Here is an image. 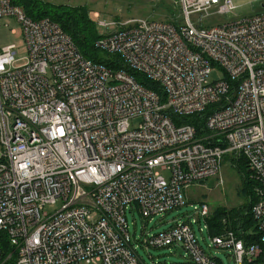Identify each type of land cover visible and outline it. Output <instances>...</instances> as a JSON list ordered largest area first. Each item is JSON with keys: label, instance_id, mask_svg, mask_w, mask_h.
Here are the masks:
<instances>
[{"label": "built area", "instance_id": "2783aa9c", "mask_svg": "<svg viewBox=\"0 0 264 264\" xmlns=\"http://www.w3.org/2000/svg\"><path fill=\"white\" fill-rule=\"evenodd\" d=\"M178 4V23L100 21L115 27L96 42L102 56L118 57L122 67L111 69L85 57L58 22L0 0V22L21 24L28 52L0 50V232L11 246L0 247V264H147L127 210L151 220L188 205L187 190L219 174L226 157L248 166L257 239L224 219L209 248L234 264H264V11L206 22L230 13L233 0ZM214 67L225 77L210 80ZM191 206L193 218L144 245L183 248L179 264H221L194 226L209 233L210 206Z\"/></svg>", "mask_w": 264, "mask_h": 264}, {"label": "rangeland", "instance_id": "374dc122", "mask_svg": "<svg viewBox=\"0 0 264 264\" xmlns=\"http://www.w3.org/2000/svg\"><path fill=\"white\" fill-rule=\"evenodd\" d=\"M55 6H69L77 10H86L96 23L99 35L113 31L114 26L104 27L100 21L111 22L113 19L123 20L129 18H148L151 20H161L177 22L181 19L179 9V0H38ZM235 8L224 16L214 15L206 22H229L249 17L257 12L264 11V0H233ZM95 13L99 17H95ZM196 20L197 16H192ZM15 30V32H13ZM14 44L17 50V58L27 55V46L22 31L21 24L10 16L3 17L0 22V50L4 47ZM26 60L21 59L18 64ZM225 75L218 67H214L210 75V80L224 78ZM141 80V78L139 79ZM228 158H225L219 174L210 178L206 182L195 184L187 190L188 205L174 210L165 215L154 216L153 219H145L138 210H127V220L129 231L134 241L135 248L147 264H179L185 262L186 252L181 247L170 246L164 248L146 247L144 240L146 236L153 235L159 231L169 228L174 223L186 221L188 216L193 218V206L207 202L212 212L219 209L232 210L244 209L250 201V192L244 190L247 181L244 179L246 171L244 169L232 168ZM165 173V172H163ZM168 176L167 173H165ZM62 203L47 205L46 211L54 213L61 207ZM203 225V224H202ZM197 236L206 249V252L212 256L218 257L221 264H234L229 254L222 249L212 245L211 236L205 228L202 234L199 230V224H194ZM251 231V230H250ZM205 236V240L203 239Z\"/></svg>", "mask_w": 264, "mask_h": 264}, {"label": "trees", "instance_id": "16d2710c", "mask_svg": "<svg viewBox=\"0 0 264 264\" xmlns=\"http://www.w3.org/2000/svg\"><path fill=\"white\" fill-rule=\"evenodd\" d=\"M17 5H20L24 11L32 18L38 19L41 17H49L58 22L61 27L74 39L79 46L83 55L94 61L104 62L111 69L122 67L118 62V57L115 55L102 56L100 50L96 46V42L101 35L98 34L96 23L92 16L86 10H77V8L69 6H55L38 0H13ZM136 78L144 83L141 75H136ZM146 84H151L149 81ZM152 86V84L150 85ZM160 92V89L155 87ZM208 111L206 112V114ZM206 114L195 117L197 126H203ZM194 121V119H191ZM195 121V122H196ZM238 169H244L246 174L244 179L247 181L244 190L250 192V201L244 209L224 210L219 209L217 212H212L207 222L209 224V234L214 235L223 231L225 225L223 220H228L227 226L238 232H242L247 241L257 239V224L251 213V204L255 201L254 182L249 178V170L245 160L240 161ZM251 230V231H250ZM0 247L4 252L11 251L10 243L5 233L0 232Z\"/></svg>", "mask_w": 264, "mask_h": 264}, {"label": "bare ground", "instance_id": "6f19581e", "mask_svg": "<svg viewBox=\"0 0 264 264\" xmlns=\"http://www.w3.org/2000/svg\"><path fill=\"white\" fill-rule=\"evenodd\" d=\"M264 5V4H263ZM264 7V6H263Z\"/></svg>", "mask_w": 264, "mask_h": 264}, {"label": "water", "instance_id": "95a60500", "mask_svg": "<svg viewBox=\"0 0 264 264\" xmlns=\"http://www.w3.org/2000/svg\"><path fill=\"white\" fill-rule=\"evenodd\" d=\"M264 6V5H263Z\"/></svg>", "mask_w": 264, "mask_h": 264}]
</instances>
